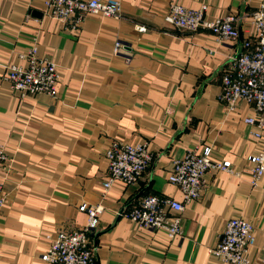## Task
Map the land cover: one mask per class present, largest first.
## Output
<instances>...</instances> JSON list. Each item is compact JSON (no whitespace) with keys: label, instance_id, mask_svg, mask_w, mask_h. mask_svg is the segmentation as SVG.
I'll return each mask as SVG.
<instances>
[{"label":"crops","instance_id":"1","mask_svg":"<svg viewBox=\"0 0 264 264\" xmlns=\"http://www.w3.org/2000/svg\"><path fill=\"white\" fill-rule=\"evenodd\" d=\"M118 1L119 18L86 15L75 30L48 16L43 0H0V264H46L41 255L55 234L86 224L82 204L101 209L94 264H223L210 250L232 218L253 225L249 264H260L264 175L250 184L257 142L244 122L253 109L240 100L229 112L219 95L224 70L254 40L250 16L264 0ZM171 3L205 6L207 20L233 17L239 38L166 25ZM117 40L124 48L114 55ZM33 49L56 66L55 97H22L6 79L7 67L24 66ZM114 142L145 143L151 163L137 182L105 191V151ZM205 147L233 173H205L199 198L178 213L180 235L169 239L124 217L147 196L182 203L167 180L172 163Z\"/></svg>","mask_w":264,"mask_h":264},{"label":"built area","instance_id":"2","mask_svg":"<svg viewBox=\"0 0 264 264\" xmlns=\"http://www.w3.org/2000/svg\"><path fill=\"white\" fill-rule=\"evenodd\" d=\"M48 16L57 22L77 30L86 15L119 18L121 5L118 0H43ZM206 7L198 10L171 3L163 20L166 25L190 32L210 31L218 41L238 39L233 17L207 20ZM253 41L242 43L243 51L231 60L221 78L219 100L227 111H233L242 100L250 105L253 114L244 119L253 131L257 151L248 159L249 182L256 186L264 175V3L250 16ZM145 32V27H138ZM124 45L115 41L113 54L123 52ZM6 79L20 96L45 94L55 97L60 75L52 62L38 59L33 49L26 56L24 66L7 67ZM108 163V179L102 183L106 191L114 182L126 185L137 182L151 163V155L145 143L114 142L105 151ZM6 159L0 148V166ZM209 169L233 173L227 162L211 158V149L203 148L200 153L187 152L172 163L168 183L183 195V202L173 198L147 196L123 215L136 226L148 231H160L169 239L180 235L181 220L178 213L184 204L196 201L203 188V177ZM5 195L0 185V206ZM79 211L87 215L86 224L72 232H58L50 240L48 250L41 255L46 264H94L91 237L98 225L99 207L82 204ZM170 212L174 213L171 215ZM255 243L254 227L241 218H232L224 227L221 241L210 250L211 256L223 264H249L248 253ZM260 264H264V256Z\"/></svg>","mask_w":264,"mask_h":264}]
</instances>
